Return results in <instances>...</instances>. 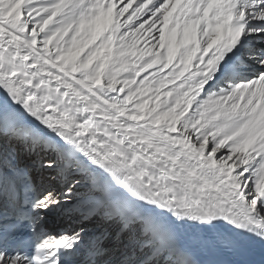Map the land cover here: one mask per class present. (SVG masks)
Here are the masks:
<instances>
[{"label":"snow or ice","instance_id":"1","mask_svg":"<svg viewBox=\"0 0 264 264\" xmlns=\"http://www.w3.org/2000/svg\"><path fill=\"white\" fill-rule=\"evenodd\" d=\"M0 264H264V0H0Z\"/></svg>","mask_w":264,"mask_h":264},{"label":"bare ground","instance_id":"2","mask_svg":"<svg viewBox=\"0 0 264 264\" xmlns=\"http://www.w3.org/2000/svg\"><path fill=\"white\" fill-rule=\"evenodd\" d=\"M52 230H56V229H52ZM110 231H111V229H110Z\"/></svg>","mask_w":264,"mask_h":264},{"label":"rangeland","instance_id":"3","mask_svg":"<svg viewBox=\"0 0 264 264\" xmlns=\"http://www.w3.org/2000/svg\"><path fill=\"white\" fill-rule=\"evenodd\" d=\"M52 231H56V230H52Z\"/></svg>","mask_w":264,"mask_h":264}]
</instances>
